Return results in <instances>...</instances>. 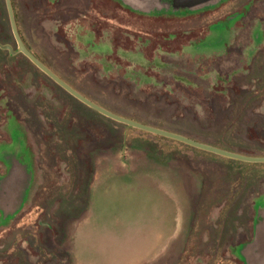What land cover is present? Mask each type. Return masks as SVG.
<instances>
[{
    "label": "rangeland",
    "instance_id": "rangeland-1",
    "mask_svg": "<svg viewBox=\"0 0 264 264\" xmlns=\"http://www.w3.org/2000/svg\"><path fill=\"white\" fill-rule=\"evenodd\" d=\"M241 1L231 2L234 11ZM12 2L32 52L100 106L164 130L159 119L204 125L210 141L223 135L246 153L264 149V0H250L229 38L224 28L211 34L215 11L210 19H147L108 0L90 4L76 25L49 11L69 25L56 33L47 22L43 33L33 5L41 0ZM14 36L0 0V44L17 50ZM26 58L0 49L5 213L28 183L6 167L10 155L32 175L19 214L0 213V264H243L254 204L264 206V163L119 126ZM258 232L262 258L264 221Z\"/></svg>",
    "mask_w": 264,
    "mask_h": 264
},
{
    "label": "flooded vegetation",
    "instance_id": "flooded-vegetation-1",
    "mask_svg": "<svg viewBox=\"0 0 264 264\" xmlns=\"http://www.w3.org/2000/svg\"><path fill=\"white\" fill-rule=\"evenodd\" d=\"M28 1L29 0H27V2ZM95 1L96 0H44V1L41 0V3H37V4L34 3L33 5L35 6L36 17H37L36 21L38 23L37 28L39 31L44 33L46 30L45 23L53 22L56 25L54 31L57 33V31L61 26L67 27L69 25V24L63 25V22L61 23V21L63 20L60 21L61 17H59V20L50 19L49 11L53 12V14L58 13L59 16L69 17L72 22L70 24L76 25L75 22L80 23L81 19L86 18L85 17L87 16L85 13L87 11L86 9L89 8L88 6H90V4H94ZM99 1H106V0H99ZM108 1L112 3L114 2V4L119 5L121 8L129 11L134 15L147 19L169 18V19L183 20V19H187L188 17L197 16V15L200 17L208 16L209 17L208 19H210L211 16H209V14L211 13L213 14V11H215L214 18L220 19V21H217L216 23L209 25L208 28L211 34H218V32L222 28L226 29L221 32L225 33L227 35V38L232 36L229 33L230 27L237 20L244 18L245 14H247V10H249L250 8L249 6L250 0H242L241 2H239L238 5L239 7H237L238 11H234L235 5L231 3L233 2V0H217L216 3L214 4H209L196 10L193 9L194 7H196L194 3L201 0H108ZM131 3L134 5H132ZM230 9L233 12H231ZM18 27L20 30V34L23 35L22 36L23 40L27 42V38H26L27 33L25 32V30L23 31L21 27V23H19ZM224 46L225 44H223L222 47ZM10 158L11 159L5 162V165L8 168V170L11 169L16 174H19L21 178L22 176H25L26 179H28L27 184L30 185L29 183L32 180V175L31 173L29 174L27 172L28 167L26 169L23 168V166L20 165L15 160L14 156L10 155ZM24 185H26V183ZM0 190H1V185H0ZM28 190H30V186ZM254 209L256 212V218L255 221H253L252 223V233H253L252 235H255L254 237H256V234L258 232V227L264 221V206L263 205L261 206L260 203L258 204L257 202L254 204ZM253 238L243 240L242 245L239 246V254L242 255L241 257L243 260V264H248L249 258L252 255L258 253V248L256 243H254Z\"/></svg>",
    "mask_w": 264,
    "mask_h": 264
},
{
    "label": "water",
    "instance_id": "water-1",
    "mask_svg": "<svg viewBox=\"0 0 264 264\" xmlns=\"http://www.w3.org/2000/svg\"><path fill=\"white\" fill-rule=\"evenodd\" d=\"M13 0H5L11 29L13 32V35L16 43H17V50H14L12 46L10 45H2L0 44V49L7 50L13 55L21 53L25 57H27L38 69H40L45 75H47L50 79H52L57 85L61 86L62 89H64L67 93H69L71 96H73L75 99L89 107L90 109L98 112L99 114L103 115L106 118H109L117 123L129 126L133 129H137L146 133H150L153 135H157L160 137H164L167 139H171L180 143H183L185 145H188L192 148L202 150L205 152H209L218 156H222L228 159L240 161V162H247V163H264V156H250V155H244L241 153H236L232 151H228L219 147H215L206 143H202L199 141H196L192 138H189L186 135H181L178 133H174L168 130H164L161 128H157L154 126H150L144 123H141L139 121H136L135 119H130L124 116H121L117 113H114L99 104L95 103L91 99L84 96L82 93H80L78 90H76L74 87H72L69 83H67L64 79H62L59 75H57L52 69H50L44 62H42L33 52H31L28 47L26 46L22 35L20 34V30L18 27L15 10L13 6ZM216 2L215 0H201L194 5L193 9H200L203 6L214 4ZM132 4V3H131ZM134 5V4H132ZM257 238H255L254 243H256L258 251V242L260 239L263 238V236L256 235ZM260 246V244H259ZM248 264H264V256L261 258L260 255L255 254L252 255L249 258Z\"/></svg>",
    "mask_w": 264,
    "mask_h": 264
},
{
    "label": "trees",
    "instance_id": "trees-1",
    "mask_svg": "<svg viewBox=\"0 0 264 264\" xmlns=\"http://www.w3.org/2000/svg\"><path fill=\"white\" fill-rule=\"evenodd\" d=\"M15 14H16V19H17V13L15 12ZM17 23H18V25H19V22H18V19H17ZM22 35V34H21ZM23 36V35H22ZM25 42V41H24ZM25 44H26V46L29 48V50L32 52V49H31V46L29 45V43L28 42H25ZM25 57V56H24ZM38 57V56H37ZM26 58V57H25ZM27 59V58H26ZM29 62H30V64H32L33 65V63H31V61L29 60V59H27ZM42 61V60H41ZM44 62V61H43ZM114 62H115V65H116V60L114 59ZM45 63V62H44ZM46 64V63H45ZM47 65V64H46ZM118 65V64H117ZM116 65V66H117ZM34 67H35V65H33ZM39 72H41L40 71V69H38L37 67H35ZM51 68V67H50ZM52 69V68H51ZM121 70V69H120ZM119 70V72L121 73V71ZM121 75H123V74H121ZM122 78L123 77H120V79L122 80ZM65 80V79H64ZM58 86V85H57ZM59 88L64 92V93H66L69 97H71L72 99H74L76 102H78V103H80L82 106H84V107H86L88 110H90V112H92V113H94V114H96V115H99V116H102L103 118H106V117H104L103 115H101V114H99L98 112H96V111H94V110H92V109H90L89 107H87L86 105H84L83 103H81L80 101H78L77 99H75L74 97H72L69 93H67L64 89H62L60 86H59ZM245 98H247V95L245 96ZM244 98V99H245ZM247 101L248 100H246V103L244 104V103H242V105H241V110H245L249 105V103H247ZM125 104H123V105H119V106H117V109L120 111V112H126L127 111V107H129L130 106V104L129 103H126V105L124 106ZM135 108V107H134ZM115 113V112H114ZM243 113H244V111H242V114H236L234 117L232 116V117H230L232 120L230 121V123L231 124H235V123H238L239 121L240 122H242L243 121V117H244V115H243ZM117 114H120V113H117ZM152 115H153V113H152ZM127 117V116H126ZM107 120H109V121H111V122H113V123H115V124H117V125H119V126H122V127H125V128H130V129H133V128H131V127H129V126H126V125H123V124H120V123H117V122H115V121H113V120H111V119H109V118H106ZM159 120H162V121H166L167 123H168V125L170 126L169 127V129H166V130H168V131H171V132H174V133H178V134H181V135H186V136H188L189 138H192V139H194V140H196V141H199V142H202V143H206V144H209V145H212V146H215V147H219V148H222V150L223 149H225V150H228V151H232V152H236V153H241V154H244V155H250V156H264V149H261V148H257V147H255V148H257V149H253V150H255V152L256 153H246L245 151H242V150H238V148H236L235 146H234V144H232L228 139H225L224 137H223V135H222V137L221 138H215V140L214 141H210L209 140V134L207 133V127L205 126L204 127V125H200L199 127H198V125H194L193 123H191V122H186V123H184V122H178V121H176V122H174V121H171L170 122V120H166V119H159ZM231 124H228V127H230L231 126ZM135 130V129H134ZM227 131V130H226ZM185 146H187V145H185ZM189 149H193V150H196V151H198V152H201V151H199L198 149H194V148H192V147H189V146H187ZM254 147V146H253ZM253 147H251V148H253ZM242 148H245V147H243V146H241L240 147V149H242ZM257 152H259V153H257ZM201 153H203V152H201ZM205 154V153H204Z\"/></svg>",
    "mask_w": 264,
    "mask_h": 264
},
{
    "label": "crops",
    "instance_id": "crops-1",
    "mask_svg": "<svg viewBox=\"0 0 264 264\" xmlns=\"http://www.w3.org/2000/svg\"><path fill=\"white\" fill-rule=\"evenodd\" d=\"M29 186L30 185H28V184H26L24 187H23V190H22V192H21V194H19V203L17 204V206H16V208H15V211L14 212H12V213H5L4 211H6L7 209H8V206H6L5 204H4V200H3V198H4V196H3V193L1 194V200H0V213L4 216L5 215V217L6 216H11V215H17V214H19V212L22 210V207H21V205L23 204V202H24V200H25V198H26V196H27V191H28V188H29ZM16 190V189H15ZM15 193H17L16 191H15ZM256 235H258V236H262L260 233H258L257 232V234ZM257 238V237H256ZM249 261V260H248Z\"/></svg>",
    "mask_w": 264,
    "mask_h": 264
}]
</instances>
